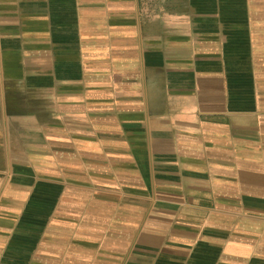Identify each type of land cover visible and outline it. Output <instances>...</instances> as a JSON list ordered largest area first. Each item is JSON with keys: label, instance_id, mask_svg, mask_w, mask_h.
<instances>
[{"label": "crops", "instance_id": "obj_1", "mask_svg": "<svg viewBox=\"0 0 264 264\" xmlns=\"http://www.w3.org/2000/svg\"><path fill=\"white\" fill-rule=\"evenodd\" d=\"M0 264H264V0H0Z\"/></svg>", "mask_w": 264, "mask_h": 264}]
</instances>
